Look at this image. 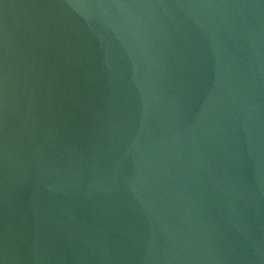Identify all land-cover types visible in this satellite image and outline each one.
Returning a JSON list of instances; mask_svg holds the SVG:
<instances>
[{"label":"water","instance_id":"95a60500","mask_svg":"<svg viewBox=\"0 0 264 264\" xmlns=\"http://www.w3.org/2000/svg\"><path fill=\"white\" fill-rule=\"evenodd\" d=\"M0 264H264V0H0Z\"/></svg>","mask_w":264,"mask_h":264}]
</instances>
